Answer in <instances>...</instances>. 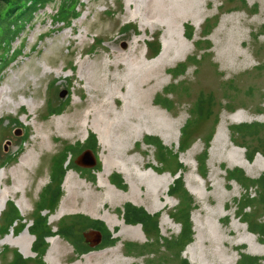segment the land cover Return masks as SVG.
Wrapping results in <instances>:
<instances>
[{
	"label": "rangeland",
	"instance_id": "obj_1",
	"mask_svg": "<svg viewBox=\"0 0 264 264\" xmlns=\"http://www.w3.org/2000/svg\"><path fill=\"white\" fill-rule=\"evenodd\" d=\"M58 1L55 0L56 3ZM78 2L81 14L69 27L53 23L56 3L36 13L29 23L21 25L18 37L5 55L10 58L13 52H19L18 56L11 61L4 58L0 61V65L8 61L0 68V165L5 163L0 168V229L6 225V214L11 203L20 217L19 224L14 223L6 233L0 235V264L11 260V254L7 255L5 261L1 259L5 250L16 251L24 259H34L32 244L35 239L27 227L32 224L31 219L41 200L42 191L49 184L52 160L63 152L64 146L83 144L89 134L94 135L97 141L94 154L82 149L74 153L72 160L80 162L86 156L89 158L88 164L91 158L87 151H90L95 164L92 167L75 164L84 171L66 169L77 176L73 177V185L78 199L72 206L69 183L65 184V178L61 184L62 197L55 210L50 213L48 206L39 215L47 218L53 233L64 219L87 217L102 223L116 242L101 248V240L90 232L91 228L77 227L78 246L81 249L88 248L89 252L77 254L72 244L61 237L56 236V241L52 237L47 238L43 264H115L116 261L119 264H178L173 251H166L154 242L156 234L161 239L179 234L180 226L172 219L178 204L176 199L169 196L167 206L154 214L148 213L144 207L165 202L163 196L159 202L154 194L149 197L150 201L146 200V190L153 178L145 173L153 170L156 173L155 180L162 179L160 176L166 174L172 186L177 177L172 176L175 167L172 156L175 154L178 164L182 166L184 189L196 205L190 215L192 241L201 227L204 239L201 249L208 264H238L240 254L264 258V255H258L264 254V238L260 242L257 236L250 233L246 235L248 241L239 243L242 232H237V227L244 226L248 232L247 226L237 219L238 214L241 216L237 208L245 204L246 193L237 183L227 182L223 170H240L251 180L264 174V128L254 139L237 138L231 131L232 127L242 124L264 126V0ZM157 6L164 9L163 15L155 14ZM177 17L181 19L170 28ZM214 22L216 25L211 34L202 40L205 25ZM186 26L193 29L191 41L184 37ZM231 31L236 34L235 48L240 53L235 61L225 45ZM152 39L155 40L154 45H159V52L149 60L146 47ZM195 45L200 48L209 46L210 49L196 51ZM166 48L168 53L165 52ZM3 51L0 50V54ZM126 54L130 55L131 62L123 60L117 63ZM194 55L197 66L189 67L182 76L172 80L169 72ZM197 55H202V58H197ZM143 70L157 71L158 74L149 84L140 86L138 80ZM150 89L152 104H147L150 100H145L143 104L140 100L137 102L139 93ZM167 89L171 93L166 95ZM164 98L171 102L172 109L156 105V100ZM198 101L203 104L200 118L186 130L189 135L186 140L191 146L185 152H180L179 146L185 142L181 131L191 120L190 112ZM104 102L106 110L103 109V120L112 127H106L105 141L108 145L104 143L102 146L93 131L96 128L102 137L99 129L103 126L99 122L91 127L95 117L85 119V114ZM60 105L63 107L60 115H47L49 107L54 109ZM178 122L180 125L176 128ZM162 123L172 125L171 130H159ZM214 123L217 125L213 128ZM159 135L168 137L169 146L163 143ZM209 136L206 176L201 179L197 174L196 159L202 157L205 149L203 141ZM149 137L158 139L171 152L168 157L173 166L168 161L161 163L157 149L144 143V139ZM235 143L248 149H257L259 153L248 161L245 148L235 146ZM108 149H112L110 153ZM190 152L191 155H188ZM238 155L245 167L232 163L231 159ZM108 156L117 161L110 170L108 182L112 175L119 176L123 189L110 184L129 198L131 186L117 170L119 165H125L132 173L135 171L136 177L131 176L134 196H140L144 206L134 205L129 199L122 200L124 198L112 190L110 196L107 188L98 187L102 182L106 185V178L101 175ZM8 157L9 161L4 162ZM79 186L83 187L76 189ZM189 190L197 195L191 194ZM85 192L91 194L96 205L101 199L105 200L104 207L98 213L89 211L93 208L83 205ZM255 192L258 189L251 190L254 195ZM4 195L6 199H3ZM125 205L140 208L153 217L152 221L156 220V234L153 231L152 234L144 232L140 224L127 225L121 214ZM105 210L127 226L138 227L140 238L132 239L129 234L116 236L120 228L116 226L113 230L109 229L100 220ZM245 213H253L258 218L263 211L254 206L242 211L243 215ZM164 221L166 225H163ZM24 224V230L17 232ZM228 231L231 235H227ZM215 242L216 246H210ZM127 244L146 248L127 255ZM158 244L163 242L159 241ZM187 246L179 258L191 264L189 256L184 254ZM199 246L197 244V251ZM116 248L119 250L116 251ZM55 250L60 257L50 261V253ZM21 252L26 253V256Z\"/></svg>",
	"mask_w": 264,
	"mask_h": 264
},
{
	"label": "trees",
	"instance_id": "obj_2",
	"mask_svg": "<svg viewBox=\"0 0 264 264\" xmlns=\"http://www.w3.org/2000/svg\"><path fill=\"white\" fill-rule=\"evenodd\" d=\"M244 1V0H243ZM56 3L55 0H0V50H4L0 54V61L4 58L5 60L11 61L14 59L19 52H16L11 55L10 58H6L5 55L9 51L12 46L14 40L18 37L19 32L21 30V25H25L30 22L33 16L38 13L40 10L46 8L50 4ZM78 0H59L58 3L54 6L53 23L61 24L63 27L71 26L72 22L79 18L80 11ZM216 22L212 25H205L201 39L205 40L211 34L214 29ZM126 28V27H124ZM184 37L188 41L192 40L193 29L192 27H185ZM155 40L152 39L151 42L148 43L147 54L148 59H153L158 55L159 45L155 44ZM196 51L205 52L209 50V46H205L203 48L195 45ZM7 50V51H6ZM197 58L201 59L202 55H197ZM7 61V62H8ZM7 62L1 63L0 68L4 66ZM191 66L196 65V55L192 56V58L186 59V61L180 65H178L174 70L170 71L172 80H176L180 76H182L186 70ZM72 69V68H71ZM72 71V70H71ZM171 87V86H170ZM171 92L167 89L165 94H170ZM156 105H160L164 109L170 110L171 102L167 99H161L155 101ZM61 105L54 109L48 108L47 115L49 117L60 115L62 113L63 107ZM203 104L201 101H198L194 104L192 111L190 112V118L185 128L181 131V136L185 140L184 143H181L179 146L180 152H185L190 146L191 143L187 142L186 138L189 137L186 130L195 123L197 118L199 119L201 115ZM217 123H214V127H216ZM264 128L263 125L258 124H242L238 126H234L231 128L232 135L242 139H254L258 137L260 131ZM210 136L206 138L203 142L205 145L204 152L202 157H198L196 159L197 164V174L201 179H204L206 176V151L208 147V143L210 141ZM258 139H256L257 141ZM253 141V140H252ZM144 143L148 146H154L157 149V156L161 163H169L170 159L168 156H171V152L165 148L158 139L155 138H145ZM238 146V144H234ZM245 148L246 159L250 161L254 155L259 153V151L248 149L245 146H238ZM90 150L91 152H95L97 149V141L94 135L89 134L87 139L83 144L76 143L74 145H66L63 148V152L57 158H53V166L51 173L49 175V184L45 186L41 194V200L38 202L36 210L33 214V219H31L32 224L27 227V231L31 236L34 237V242L32 244V252L35 254L34 259H24L19 255L16 251H4L1 255L2 260H6L8 254H11V260L4 264H43V257L45 255L47 249L46 239L51 238L53 236H59L62 239L68 241L72 244L77 254H86L89 252L88 248H79L76 231L77 227L99 231L101 234V248L112 246L116 241L111 238L110 233L104 227V225L98 221H93L84 216H74L71 218L64 219L60 222L57 227L56 234L53 233L52 228L48 226L47 218L43 217L41 214L46 210L45 207H50L49 212L55 210L57 205L59 204L62 197L61 184L63 182L64 176L67 170H80L73 162L72 157L75 155L74 153H78L79 150ZM83 151V150H82ZM70 157V159H69ZM178 156L175 154L172 156V161L174 162V169L172 171V176H176L173 180L172 186H170L168 190V195L176 199L177 207L172 216L173 221L180 226V232L176 237H170L169 239H161L156 234V220H153V217H150L144 210L140 208L133 207L131 205H125L123 208V212L121 213L123 216V220L127 225H137L140 224L143 227L144 232H155L156 240L155 245L161 248H164L166 251H173L174 260L177 261L178 264H188L185 260H181L180 254L185 249V247L192 242L193 231L192 225L190 222V215L192 211L195 210L196 205L194 203L193 198L188 194V192L184 189V185L182 182V166L177 162ZM11 160V158H10ZM9 157L4 161L8 162ZM68 162V165L64 166ZM5 163L0 165V168L4 167ZM226 173L227 182H235L241 186V188L245 191L244 202L242 206L238 207L241 216L238 214L237 219L241 221V223L247 226V230L249 233L257 236L260 242L263 241L264 238V174L261 175L256 180H251L246 177L242 171L234 169V170H226L223 169ZM110 183L117 188L123 189L122 180L117 175H112L110 179ZM258 189V192H255L256 195L251 193L252 189ZM256 206L257 208L263 211V214L255 218L254 214H242V211L250 209L251 207ZM9 211L6 214V225L0 229V235L6 233L14 223L19 224L20 217L18 215L17 210L13 207L12 203L9 205ZM236 208V207H235ZM261 219V220H260ZM17 224V225H18ZM149 224V225H148ZM26 227V224L21 225L19 227V231L21 232ZM84 229V230H85ZM90 229V230H91ZM3 232V233H2ZM55 234V235H54ZM159 241H162L163 244H158ZM127 255L133 252H137L146 248V246H137L135 244H127L125 245ZM264 262V258H254L249 255L240 254V259L238 264H261ZM161 264V263H158Z\"/></svg>",
	"mask_w": 264,
	"mask_h": 264
},
{
	"label": "bare ground",
	"instance_id": "obj_3",
	"mask_svg": "<svg viewBox=\"0 0 264 264\" xmlns=\"http://www.w3.org/2000/svg\"><path fill=\"white\" fill-rule=\"evenodd\" d=\"M180 3H182L183 2V0H178ZM184 2H190V0H184ZM156 3V2H155ZM157 5H158V3H157ZM158 7V10L155 12V14H160V15H163V13H164V9L161 7V6H157ZM183 8H186V7H183ZM179 19H181V17H177L172 23H171V25H170V28H173L174 27V23L176 24V22L179 20ZM179 22V21H178ZM177 22V23H178ZM236 43H237V40H236V34L234 33V34H232V31L230 32V33H228V40L225 42V45H226V48H227V50L230 52V57L232 58V60H236L239 56H240V53L236 50V48H235V45H236ZM166 53H168V49L166 48V51H165ZM129 54V53H128ZM128 54H126L123 58H119V60L117 61V63H121V61H129V62H131V60L129 59L130 58V55H128ZM118 56V55H117ZM158 58V57H157ZM123 63V62H122ZM120 65V64H119ZM131 66V65H130ZM131 69V68H130ZM136 70H138V69H136ZM156 73H157V71L156 72H153L152 70H143L142 71V75H141V77L139 78V80H138V82H139V85L140 86H144V85H146V84H149L152 80H153V78H154V76L156 75ZM158 74V73H157ZM157 80V79H156ZM118 84V83H117ZM139 85H138V87H139ZM156 87V86H155ZM140 88V87H139ZM144 88V87H143ZM152 89H150V90H148V91H146L145 90V93L143 92V93H139L140 94V96L138 97V99H137V102L140 100V102L143 104V102H145L146 103V101L145 100H150L149 101V103L147 102V104H149V105H151L152 104V100L150 99V96L152 95ZM138 96V95H137ZM127 103V102H126ZM128 104V103H127ZM130 105V104H129ZM125 106H127V105H125ZM105 107H106V104H105V102L104 103H102V104H99V105H97L96 107H94V108H92L91 109V111L90 112H87L86 114H85V119H89V118H94L93 120H92V122H91V124H90V126L91 127H94V126H96L97 125V123H99L100 122V124L103 126L102 127V129H99L100 130V132H102V137L101 136H99V132H97L96 131V128H95V130L93 131L96 135H97V138H98V141H99V144L100 145H102L103 146V144L105 143L106 145H108L107 144V142L105 141V139H106V135H107V133H106V127H112L111 125H107V124H109V123H107V122H105L104 123V120H103V117H104V110L103 109H105ZM155 108V107H154ZM106 110V109H105ZM154 110H156V108L154 109ZM78 118V117H77ZM107 123V124H106ZM111 123V122H110ZM159 124V123H158ZM158 124H156V126L158 125ZM107 125V126H106ZM179 125H180V122H178V123H176V128H178L179 127ZM73 126V125H72ZM79 126V125H78ZM76 127V126H75ZM171 128H172V125H170V124H165V123H162L161 125H160V127H158V129L159 130H161L162 132L164 131V130H171ZM69 129H71V128H69ZM92 129V128H91ZM160 136V138H161V140L163 141V143L165 144V145H168L169 146V140H168V137L167 136H163V135H159ZM127 139H129L128 137H127ZM134 139V138H133ZM129 141V140H128ZM213 143H214V141H213ZM106 150V149H105ZM110 150H112V149H108V151H109V153H110ZM122 151V150H124V151H127L126 149H116V151ZM115 150H113V152H116ZM112 152V153H113ZM191 153L192 152H190V153H188V155H191ZM111 155H114V154H111ZM110 155V156H111ZM116 155V154H115ZM119 155V154H118ZM91 158V157H90ZM111 158V157H110ZM113 158H111V159H109V156L106 158V167L104 166V172L102 173V175L101 176H103V177H105L106 178V181L105 180H103V181H105L106 182V185H104V183L102 182L101 183V185H99L98 187H100V188H104V189H106V191H107V193H108V195H110V196H112L111 195V190L115 193H118L119 194V196L120 197H123L124 199H122V200H128L129 199V201L130 202H132L134 205H142V206H144V200H142V201H140V199H141V197L139 196L138 198H137V196L135 195L134 196V194H135V192H134V188H133V182L131 181V176H133V177H136L135 176V171H133V173H132V170H129L127 167H125V165H119V169L118 168H116V169H118L117 170V172H119L120 174H122V177H123V179L125 180V182L129 185V186H131V191H132V194H131V197H129V198H126L125 196H127L126 194H122L121 193V191L119 192V191H117L109 182H108V180H107V178H108V175L110 174V170L116 165L115 163L117 162L116 160H112ZM231 161H232V163H234L235 165H237V166H240V167H245V164H244V162H242V159H241V157L238 155V156H236V158H232L231 159ZM110 162V163H109ZM112 162V163H111ZM122 162V161H121ZM118 164H119V162H118ZM23 166V165H22ZM24 167V166H23ZM134 170H135V168H133ZM138 170V169H137ZM69 172V173H68ZM73 171H67V175H65L66 177H64V181H65V184H67V183H69V191H70V195H69V197H71L72 198V202H71V205L73 206L74 205V201L76 200V198L78 199V196H77V194H76V192H74V188H75V186L73 185V177L75 176V177H77L74 173H72ZM140 174V173H139ZM145 174H148V176H152V178H153V180H152V182L150 183V185L148 186V189L146 190L147 191V197H146V200H149V197L151 196V195H153L154 194V196H156V198L158 199V201L160 202V198H161V196H163L164 197V200H165V202L164 203H162V204H152V205H150V207H146V206H144L145 207V209H146V211L148 212V213H150V214H154V213H156V212H160V211H162L163 210V208L164 207H166L167 206V201H168V199L170 198L169 197V195H168V190H169V186H170V183H171V179H170V177L168 176V175H166V174H163V175H161L160 177L162 178V179H159V180H155L156 179V173L153 171V170H149V172H147V173H145ZM70 175H73L72 177L70 176ZM137 175V174H136ZM142 176V175H141ZM138 177H139V175H138ZM139 179H141V178H139ZM146 180H148V179H146ZM142 181V180H141ZM144 182V181H143ZM140 183H142V182H140ZM143 184V183H142ZM78 185V184H77ZM76 185V186H77ZM104 185V186H103ZM147 186V185H146ZM81 187H83V186H79L78 188H76V189H80ZM190 191V193L191 194H193V195H197V193L196 192H194V191H192V190H189ZM127 194H129V193H127ZM114 196V195H113ZM7 198V196L6 195H4L3 196V199H6ZM84 203H83V205L84 206H86V207H88L89 209L90 208H93V209H90L89 211H91V212H97L98 213V211L101 209V208H103L104 206V199H101L100 201H98L97 203H98V205H96V204H94V199H92V196H91V194H89L88 192H85L84 193ZM107 201V200H106ZM150 201V200H149ZM110 205H112V204H110ZM74 208V207H73ZM85 208V207H84ZM86 210V209H85ZM96 213V214H97ZM92 217H95L94 215H91ZM111 216V217H110ZM112 217H114V218H112ZM100 220L101 221H103L105 224H106V226L109 228V229H112L113 230V228H115L116 226H118L119 228H120V230L116 233V236H120V235H127V234H129L130 235V237L132 238V239H139L140 238V236L137 234V233H139L140 234V232H139V228L138 227H131V226H127L125 223H123V221H120L119 219H117L115 216H113V215H111L110 214V212L109 211H107V210H105V215L102 217V218H100ZM163 225H166V222L164 221L163 222ZM239 231H241L242 232V234H241V240L239 241V243H243V242H245V241H248V238L246 237V235H249L250 233H248L247 231H246V228L243 226V227H237V232H239ZM227 235H231V233L228 231L227 232ZM251 235V234H250ZM97 236V235H96ZM212 237H214V236H212ZM52 239L54 240V241H56V240H58V238H56V236L55 237H52ZM203 243H204V239H203V236L201 235V227H200V229L198 230V235L196 236H194V241H192L188 246H187V248H186V250L184 251V254L186 255V256H189V261H190V263L191 264H208V262H207V260L205 259V257L206 256H204L205 255V253H203V249H201V246L203 245ZM18 244V243H17ZM197 244L198 245H200L199 246V248H198V251H197ZM224 244V243H223ZM217 245V243L215 242V243H212V244H210V246H216ZM238 245H240V244H238ZM119 249L118 248H116V251H118ZM48 251V250H47ZM205 252V251H204ZM22 253V252H21ZM105 253V252H104ZM23 254V256H26V253H22ZM259 256H263L264 254L262 253H259L258 254ZM52 256H54V257H52ZM59 257H60V255H59V253H58V251L57 250H55L54 251V253H50V261H51V259L52 260H54L55 258L56 259H59ZM48 258V259H49ZM127 261H125V263H126ZM53 263V262H52ZM115 264H119L117 261L115 262Z\"/></svg>",
	"mask_w": 264,
	"mask_h": 264
},
{
	"label": "water",
	"instance_id": "obj_4",
	"mask_svg": "<svg viewBox=\"0 0 264 264\" xmlns=\"http://www.w3.org/2000/svg\"><path fill=\"white\" fill-rule=\"evenodd\" d=\"M87 152H88V155H90V157H91V160H89L90 163L87 164V160H88L89 158L87 159V157L85 156V157H84L85 159H83V160L81 159L80 162H75V164H77V165H81V166H85V167H92V166L95 164V159L93 158V156H92V154H91L90 151H87ZM80 157H81V156H80ZM80 157H79V158H80ZM90 232H91L92 234H96L97 237H98V239L101 240V234H100L99 231H95V230L91 231V230H90Z\"/></svg>",
	"mask_w": 264,
	"mask_h": 264
}]
</instances>
